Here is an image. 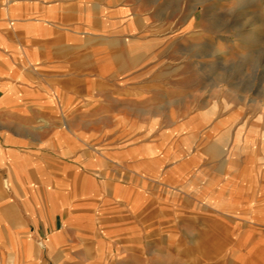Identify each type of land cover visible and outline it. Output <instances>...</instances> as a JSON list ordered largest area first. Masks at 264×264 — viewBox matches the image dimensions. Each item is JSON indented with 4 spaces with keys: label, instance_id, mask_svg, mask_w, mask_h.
Masks as SVG:
<instances>
[{
    "label": "crops",
    "instance_id": "0c3cea01",
    "mask_svg": "<svg viewBox=\"0 0 264 264\" xmlns=\"http://www.w3.org/2000/svg\"><path fill=\"white\" fill-rule=\"evenodd\" d=\"M151 2L0 0V264H264V158L251 199Z\"/></svg>",
    "mask_w": 264,
    "mask_h": 264
},
{
    "label": "rangeland",
    "instance_id": "374dc122",
    "mask_svg": "<svg viewBox=\"0 0 264 264\" xmlns=\"http://www.w3.org/2000/svg\"><path fill=\"white\" fill-rule=\"evenodd\" d=\"M149 7L153 21L174 26L157 59L184 77L187 106L211 102L219 123L233 121L221 127L217 150L227 160L244 156L237 165L246 168L253 199L264 158V0H152Z\"/></svg>",
    "mask_w": 264,
    "mask_h": 264
},
{
    "label": "bare ground",
    "instance_id": "6f19581e",
    "mask_svg": "<svg viewBox=\"0 0 264 264\" xmlns=\"http://www.w3.org/2000/svg\"><path fill=\"white\" fill-rule=\"evenodd\" d=\"M246 40H247V38H246Z\"/></svg>",
    "mask_w": 264,
    "mask_h": 264
}]
</instances>
